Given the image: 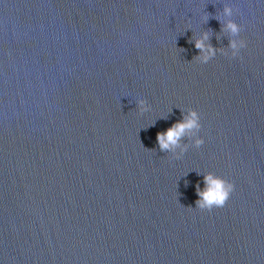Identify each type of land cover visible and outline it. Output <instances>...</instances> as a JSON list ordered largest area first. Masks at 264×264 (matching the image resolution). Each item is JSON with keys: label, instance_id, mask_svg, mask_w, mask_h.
<instances>
[{"label": "water", "instance_id": "obj_1", "mask_svg": "<svg viewBox=\"0 0 264 264\" xmlns=\"http://www.w3.org/2000/svg\"><path fill=\"white\" fill-rule=\"evenodd\" d=\"M0 264H264V0H0Z\"/></svg>", "mask_w": 264, "mask_h": 264}, {"label": "clouds", "instance_id": "obj_2", "mask_svg": "<svg viewBox=\"0 0 264 264\" xmlns=\"http://www.w3.org/2000/svg\"><path fill=\"white\" fill-rule=\"evenodd\" d=\"M223 15L230 18L233 15L232 7H224ZM221 23V31L227 33L229 36L228 49L231 51V58H236L240 55L241 49L247 46L243 39H238L243 29L241 25L231 19L227 22L221 21ZM208 41L209 34L207 32L203 34L201 39L195 40V47L201 53L200 56L196 58L198 63H209L216 57L218 51L221 54L227 55L224 49H216L210 43H206ZM145 104L146 102L144 100L137 101V107L141 114L149 110ZM201 128L200 113L194 109L189 110L181 121L174 124L166 132L157 135L159 151L166 153H174L177 149L186 151L187 148L182 145V140L185 138L191 139L192 135L199 133ZM203 144V139H196L195 146L197 148H200ZM203 184V189L200 188L199 184L196 186L197 196L199 197L196 201V208L201 211L211 212L215 208L224 207L235 190L234 183L215 173L204 175Z\"/></svg>", "mask_w": 264, "mask_h": 264}]
</instances>
